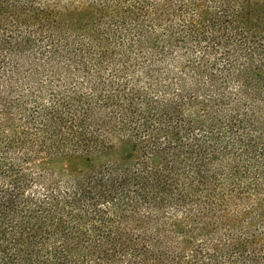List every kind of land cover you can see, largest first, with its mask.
I'll list each match as a JSON object with an SVG mask.
<instances>
[{"label": "trees", "instance_id": "obj_1", "mask_svg": "<svg viewBox=\"0 0 264 264\" xmlns=\"http://www.w3.org/2000/svg\"><path fill=\"white\" fill-rule=\"evenodd\" d=\"M0 264H264V0H0Z\"/></svg>", "mask_w": 264, "mask_h": 264}]
</instances>
